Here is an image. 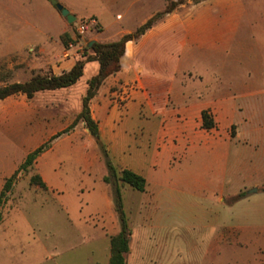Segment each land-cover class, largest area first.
<instances>
[{"label":"crops","instance_id":"1","mask_svg":"<svg viewBox=\"0 0 264 264\" xmlns=\"http://www.w3.org/2000/svg\"><path fill=\"white\" fill-rule=\"evenodd\" d=\"M103 1L104 7L90 15L96 21V34L86 36V45L111 43L133 34L163 11L145 0ZM117 6H123L125 21L120 15L113 17ZM110 30L109 41H102L100 36ZM47 38L39 42L2 33L0 55L18 56L21 63H28V71L44 64L42 68H50L46 75L59 76L79 58L64 59L56 51L51 60L31 65L30 53L37 49L44 54ZM66 38L69 41L71 34ZM49 52L53 55L52 49ZM119 67L89 103L98 134L91 136L85 127L84 131L94 141L95 161H103L101 147L117 173L128 170L144 178L143 192L118 181L120 194L140 201L143 194H154L150 217L140 220L143 227L158 233L175 228L207 232L202 258L208 264L221 262L226 248L233 246L258 248L254 264H264V0L182 3L124 44ZM97 72L98 64L91 66L84 87L77 88L82 74L74 85L37 92L28 101L63 95L57 104L43 101L42 109L64 107L63 115L75 118L82 109L87 81ZM128 85L133 90L123 100ZM75 93L78 109H66ZM203 111L212 118V129L202 128ZM40 129L38 133H51L48 127ZM47 168L48 164L40 166L44 182H49ZM104 176H100L103 188L94 194L92 207L95 214L106 215L104 224L117 227V233L120 223L110 195L112 187L103 182ZM240 193L244 196L232 201ZM140 201L136 209L142 212ZM126 203L123 197L124 211ZM211 231H219L213 239ZM188 244L194 247L192 240Z\"/></svg>","mask_w":264,"mask_h":264},{"label":"rangeland","instance_id":"2","mask_svg":"<svg viewBox=\"0 0 264 264\" xmlns=\"http://www.w3.org/2000/svg\"><path fill=\"white\" fill-rule=\"evenodd\" d=\"M55 1L72 12L75 17L72 24L68 25L55 7L49 6L51 0H0V35L18 34L39 42H44L45 36L49 37L44 54L37 53V49L30 53L31 65L32 62L37 66L42 60H51L56 51L61 57L64 45L68 43L66 36L72 35L74 26L104 7L103 0ZM145 1L164 10L178 0ZM198 1L183 0V3ZM124 11L123 6L115 7L113 17L120 15L125 21ZM95 34L96 27L88 28L84 42H87L86 36ZM112 34L113 31H107L100 39L109 41ZM51 49L53 55L49 52ZM78 58L80 60L81 55ZM27 64L21 63L18 56L0 55V86L24 83L35 74L50 73V68H42L44 64L39 70L36 67L30 71ZM91 66L95 68L97 63H88L77 88L84 87ZM73 95L67 96L73 98L66 108L72 111L80 105V101L74 99L78 94ZM63 98V95H56L52 99L28 101L25 96L16 95L0 101V190L29 152L44 144L53 147L36 159L27 171L17 174L6 199L0 204V264H104V258L109 255V240L118 233H115L117 227L104 224L106 215L95 214L92 207L94 194L100 193L103 186L100 176L106 175L107 171L103 161L94 160V141L87 136L83 124L77 123L50 142L57 133L65 131L74 118L63 115L64 107L47 106L43 110V101L57 104ZM34 106L37 109L34 110ZM42 127H48L51 133H38ZM86 141L87 146L83 148ZM43 164L49 165V182L42 179L40 166ZM32 176H39L45 189L31 185L29 179ZM153 196L143 194L140 201L130 194H121L127 201L123 212L131 233L126 264H208V259L202 258V243L208 239L207 232L175 228L158 233L143 227L140 220L144 216L150 217ZM139 201L142 212L136 209ZM114 220L117 222L116 213ZM218 232L211 231L210 238ZM191 240L194 247H189ZM257 257L256 247L233 246L226 248L221 262L211 264H254Z\"/></svg>","mask_w":264,"mask_h":264},{"label":"trees","instance_id":"3","mask_svg":"<svg viewBox=\"0 0 264 264\" xmlns=\"http://www.w3.org/2000/svg\"><path fill=\"white\" fill-rule=\"evenodd\" d=\"M182 3L183 0L171 2L162 12L156 13L153 17L147 20L145 24L137 28L133 34L123 36L121 39L111 43L93 42L90 46L86 45L80 60L76 61L74 66L69 71L62 73L59 76L35 74L24 83H12L0 86V100L17 94L25 95L27 99H31L37 92L55 91L68 88L74 85L82 77L83 67L86 63L96 62L98 64V72L87 81L86 93L81 101V112L74 118L72 124L64 132H62L63 134L67 133L77 123L82 122L88 133L91 136H96L98 134V130L96 124L90 117L89 103L97 96L103 81L107 77L114 75L119 71V59L123 55L124 44L127 41L137 39L156 22L160 21L166 14H169L173 9ZM201 120L202 128L204 129H212L215 126L212 118L206 111L201 113ZM61 134L54 136L50 142L59 137ZM48 148L49 144H44L26 155L17 170L4 181L0 191V204L6 199V195L11 190L17 174L21 171H27L36 159L48 150ZM100 152L107 171L106 176L103 177V182L112 187L114 207L120 223L119 232L109 240V258L107 264H125V256L129 251V239L131 233L123 212L122 198L117 182L120 181L121 183L131 187L133 190L143 192L145 190V180L143 177L128 170H122L117 173L101 147ZM29 183L31 185L38 186L41 189H45V185L39 176H32L29 179ZM243 196L244 194L240 193L235 196L232 201H236ZM1 220L2 216L0 213V222Z\"/></svg>","mask_w":264,"mask_h":264},{"label":"built area","instance_id":"4","mask_svg":"<svg viewBox=\"0 0 264 264\" xmlns=\"http://www.w3.org/2000/svg\"><path fill=\"white\" fill-rule=\"evenodd\" d=\"M95 26H96V21L92 17L82 20L81 22L76 24L73 28V32L70 40L63 49L62 57L64 59H68L70 57H78L82 55L83 49L86 46V43L84 42V36L87 32V29ZM124 89L125 92L123 93L122 96L123 100H125V98L129 96V92L133 90V87L132 85L131 86L128 85Z\"/></svg>","mask_w":264,"mask_h":264},{"label":"water","instance_id":"5","mask_svg":"<svg viewBox=\"0 0 264 264\" xmlns=\"http://www.w3.org/2000/svg\"><path fill=\"white\" fill-rule=\"evenodd\" d=\"M51 5L56 8V10L60 13L62 17L65 18L67 24H72L75 21V17L71 15L66 9H64L61 5H59L55 0H51ZM91 43L89 44V46ZM96 137V136H95Z\"/></svg>","mask_w":264,"mask_h":264}]
</instances>
